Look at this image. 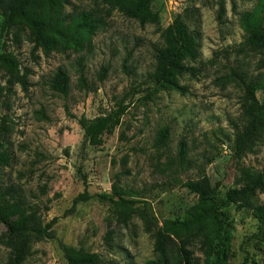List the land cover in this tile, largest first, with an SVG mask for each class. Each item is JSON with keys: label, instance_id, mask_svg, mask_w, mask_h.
<instances>
[{"label": "rangeland", "instance_id": "374dc122", "mask_svg": "<svg viewBox=\"0 0 264 264\" xmlns=\"http://www.w3.org/2000/svg\"><path fill=\"white\" fill-rule=\"evenodd\" d=\"M258 1L154 0L158 21L139 24L98 0H68L63 13L104 8L105 23L79 47L64 50L33 47L23 28L0 29V50L28 71L22 88L0 70V132L12 151L0 183L14 185L23 196L31 224L55 218L49 237L29 238L20 264H64L60 243L95 252L100 264H143L153 257L152 238L138 212L160 226L162 220L180 219L194 203L196 195L184 181L206 176L221 196L240 184L242 169L264 174V130L245 150L233 146L234 126L243 121L248 104L239 75L245 80L264 73V49L247 48L239 24V15ZM178 13L198 42L199 54L187 61L196 69L178 76L184 91L153 90L149 78L154 50L162 44L160 30ZM57 68L68 76L66 94L49 88ZM255 98L264 101V87L256 89ZM119 103L125 109L113 130L97 146L82 145L76 119ZM163 126L167 140L156 147ZM181 139L184 167L175 162ZM83 190L88 198L72 204ZM103 193L130 201L135 211L125 224L116 221V202L100 197ZM255 199L264 205V182ZM222 209L224 264H264V242L254 236L251 209L233 204ZM4 232L0 223V236ZM192 250L200 262L201 251ZM7 253L0 243V264H6Z\"/></svg>", "mask_w": 264, "mask_h": 264}, {"label": "trees", "instance_id": "16d2710c", "mask_svg": "<svg viewBox=\"0 0 264 264\" xmlns=\"http://www.w3.org/2000/svg\"><path fill=\"white\" fill-rule=\"evenodd\" d=\"M68 0H0V29L11 28L26 30V39L33 47L42 50H64L79 47L80 42L89 37L98 27L105 23L104 8L80 10L75 14L63 13V6ZM107 10L115 9L124 16L135 19L139 24L156 23L158 13L151 5L154 0H98ZM239 24L243 29V43L251 50L264 49V0H259L251 11H243L239 15ZM162 44L153 53L154 68L150 75L153 90L184 91L178 83L182 73L192 75L195 67L188 65L199 54L198 42L182 19L176 14L171 22L160 30ZM0 70L7 76L8 82L18 83L22 88L27 85L25 67H18L17 59L5 50H0ZM241 84L248 101L243 109V121L234 126L233 146L236 150L249 147L264 130V101L255 98L258 87H264V73L243 79ZM49 88L55 92L66 94L68 76L57 68L48 82ZM125 106L121 103L116 108L92 118L80 115L76 121L82 130V145L97 146L102 135L109 133L118 124ZM168 130L161 127L154 138V145L162 147L167 140ZM12 158L8 138L0 132V170L8 166ZM176 164L186 166V146L181 139L177 143ZM240 184L228 188L220 196L217 183L200 175L183 182V186L195 193L196 199L180 219H165L157 226L150 222L145 212H138L144 231L152 238L153 257L143 264H224L226 249V228L223 219V207L233 204L236 207L249 208L257 221L254 236L264 242V205L256 202L255 194L263 189L264 174L243 170ZM116 195L118 192L114 191ZM100 197L116 204V221L125 224L135 210L128 206L126 198L118 196L112 199L111 193H103ZM86 192L77 194L72 204L85 201ZM25 200L12 184L0 183V223L5 232L0 236V243L8 248L6 264H20L24 258L29 238L49 237V229L55 218L42 226L31 224L28 215L24 214ZM15 217L14 219H11ZM201 251L200 262L194 256L193 248ZM64 264H100L95 252L82 248H73L59 244ZM110 264V263H108ZM242 264V263H241Z\"/></svg>", "mask_w": 264, "mask_h": 264}]
</instances>
